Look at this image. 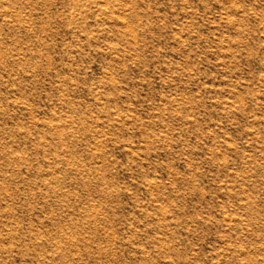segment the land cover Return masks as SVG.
Returning a JSON list of instances; mask_svg holds the SVG:
<instances>
[{"label":"rangeland","instance_id":"obj_1","mask_svg":"<svg viewBox=\"0 0 264 264\" xmlns=\"http://www.w3.org/2000/svg\"><path fill=\"white\" fill-rule=\"evenodd\" d=\"M0 264H264V0H0Z\"/></svg>","mask_w":264,"mask_h":264}]
</instances>
